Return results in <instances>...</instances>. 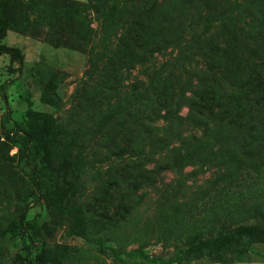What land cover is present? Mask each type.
Returning a JSON list of instances; mask_svg holds the SVG:
<instances>
[{"label":"rangeland","instance_id":"374dc122","mask_svg":"<svg viewBox=\"0 0 264 264\" xmlns=\"http://www.w3.org/2000/svg\"><path fill=\"white\" fill-rule=\"evenodd\" d=\"M0 44V264H264V0H0Z\"/></svg>","mask_w":264,"mask_h":264},{"label":"trees","instance_id":"16d2710c","mask_svg":"<svg viewBox=\"0 0 264 264\" xmlns=\"http://www.w3.org/2000/svg\"><path fill=\"white\" fill-rule=\"evenodd\" d=\"M26 27H27V25L25 26V28ZM3 29H12L15 31H21L23 28H21L19 25L15 26L10 21H7L5 26H3ZM41 29L43 31L44 27L42 26ZM62 34H63V32H62ZM56 37L57 36H50V38H49V36H48V39L49 40L52 39L57 44V42L59 40L56 41ZM61 39H62V37H61ZM14 51L15 50L13 47L7 46L5 44H0V55L1 54H9L11 56V59H13L12 56H15L13 54V53H15ZM112 113H114V111ZM42 116L46 120L50 121V123H52V128L55 129V126L53 125V122H52V118L47 114H43ZM5 137H6V139L4 141H0V154L1 155L3 154L2 158H3V160H5L4 161L5 163L7 162V159H8V156L6 155L7 150L11 146L16 145L14 143H17L20 146V148L22 147L23 149H26L28 146L33 145L34 149L36 148V150H38L39 140L31 137V135H29L28 133L14 132L12 134L6 135ZM134 140L138 141V140H140V138H136ZM9 159H10V157H9ZM10 161H11V159H10ZM75 233L79 235V232H75ZM247 237H249L251 239H256V234L247 229L243 232V234L235 232V233H232L230 237H227L225 235H219V236L214 237L213 239L208 240L206 242V244H204V245H199L198 243H194V244H192V246L190 245V247H194V245H196L197 247H195V249L197 248L198 250L203 249V248L215 250V249H218L219 247L225 246V245L232 246L233 248L237 247V246L240 247L241 245L244 244V242L246 243ZM190 251H193V249L191 248V250H188V249L181 250L179 253H177L175 255L174 258H172L170 260L163 261V264H172L174 262L181 263L182 259H183V255L189 254ZM140 253L141 252H139L138 250H131V251L124 252V253H115L114 258H115L117 264H151V262H153V260L151 262H149L147 260V258L144 259L143 254H141V256H139ZM122 255L124 257H122Z\"/></svg>","mask_w":264,"mask_h":264},{"label":"water","instance_id":"95a60500","mask_svg":"<svg viewBox=\"0 0 264 264\" xmlns=\"http://www.w3.org/2000/svg\"><path fill=\"white\" fill-rule=\"evenodd\" d=\"M57 94H58L59 97L62 96V92L60 90L57 91Z\"/></svg>","mask_w":264,"mask_h":264}]
</instances>
